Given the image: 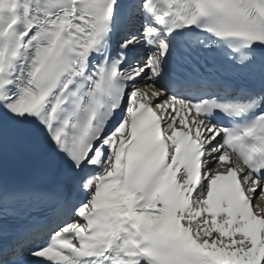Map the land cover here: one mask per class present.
<instances>
[{"label":"snow or ice","instance_id":"1","mask_svg":"<svg viewBox=\"0 0 264 264\" xmlns=\"http://www.w3.org/2000/svg\"><path fill=\"white\" fill-rule=\"evenodd\" d=\"M264 0H0V264H264Z\"/></svg>","mask_w":264,"mask_h":264},{"label":"rangeland","instance_id":"2","mask_svg":"<svg viewBox=\"0 0 264 264\" xmlns=\"http://www.w3.org/2000/svg\"><path fill=\"white\" fill-rule=\"evenodd\" d=\"M257 202L263 205V201H257Z\"/></svg>","mask_w":264,"mask_h":264},{"label":"bare ground","instance_id":"3","mask_svg":"<svg viewBox=\"0 0 264 264\" xmlns=\"http://www.w3.org/2000/svg\"><path fill=\"white\" fill-rule=\"evenodd\" d=\"M263 205H264V201H263Z\"/></svg>","mask_w":264,"mask_h":264}]
</instances>
